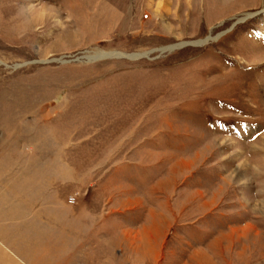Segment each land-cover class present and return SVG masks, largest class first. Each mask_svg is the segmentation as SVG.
Returning <instances> with one entry per match:
<instances>
[{
	"label": "rangeland",
	"instance_id": "374dc122",
	"mask_svg": "<svg viewBox=\"0 0 264 264\" xmlns=\"http://www.w3.org/2000/svg\"><path fill=\"white\" fill-rule=\"evenodd\" d=\"M0 264H264V0H0Z\"/></svg>",
	"mask_w": 264,
	"mask_h": 264
},
{
	"label": "bare ground",
	"instance_id": "6f19581e",
	"mask_svg": "<svg viewBox=\"0 0 264 264\" xmlns=\"http://www.w3.org/2000/svg\"><path fill=\"white\" fill-rule=\"evenodd\" d=\"M159 8H160V3H157L156 4V9L158 10ZM250 16H252V15H247V17H250ZM204 43H205V41L202 40V41H198V42H193L190 45H192V46H200V45H202ZM181 45H183V44H181ZM181 45H179V46H170V47H168L166 49H163L162 51H168V50L170 51V50H173L176 47H180ZM184 45H186V44H184ZM140 57H141V55H139V54L124 55V54H121V53L111 52V53H100V54H97L95 56L88 57L87 59H89V61L90 60L91 61H96V60L106 59V58H129V59L134 60V59H138Z\"/></svg>",
	"mask_w": 264,
	"mask_h": 264
}]
</instances>
